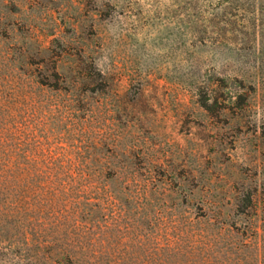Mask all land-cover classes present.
<instances>
[{
	"label": "rangeland",
	"instance_id": "obj_1",
	"mask_svg": "<svg viewBox=\"0 0 264 264\" xmlns=\"http://www.w3.org/2000/svg\"><path fill=\"white\" fill-rule=\"evenodd\" d=\"M3 79L39 100L28 160L104 169L96 226L61 241L151 264L154 218L188 217L198 264H264V0H0ZM21 233L0 264H73Z\"/></svg>",
	"mask_w": 264,
	"mask_h": 264
},
{
	"label": "trees",
	"instance_id": "obj_2",
	"mask_svg": "<svg viewBox=\"0 0 264 264\" xmlns=\"http://www.w3.org/2000/svg\"><path fill=\"white\" fill-rule=\"evenodd\" d=\"M38 109L35 91L20 84L8 89L4 79L0 82V232L24 222L33 226L32 234L19 230L1 236L0 241L14 242L21 233L19 239L26 244L45 245L52 256L73 264H121L106 261L107 248L100 243L61 241L68 234L57 228L59 219L91 222L92 226H83L84 231H91L110 195L103 185L101 166L28 160L29 153L38 156ZM154 221L145 233L152 248L151 264L199 263L206 236L194 228V222L188 217L183 224L161 217ZM48 225L56 232H48Z\"/></svg>",
	"mask_w": 264,
	"mask_h": 264
}]
</instances>
